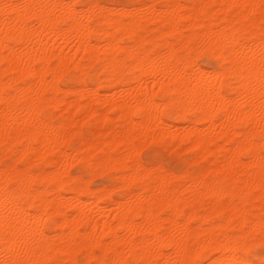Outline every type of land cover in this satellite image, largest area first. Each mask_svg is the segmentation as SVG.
I'll return each instance as SVG.
<instances>
[{
	"label": "bare ground",
	"instance_id": "1",
	"mask_svg": "<svg viewBox=\"0 0 264 264\" xmlns=\"http://www.w3.org/2000/svg\"><path fill=\"white\" fill-rule=\"evenodd\" d=\"M5 3L48 7L18 27L0 9V261L29 249L49 259L51 249L60 264L183 262L191 249L212 264L234 234L259 225L264 0ZM65 3L103 5L104 19L85 32L66 24ZM228 45L242 61L230 93L252 100L239 131L209 91ZM161 137L192 155L157 183L140 153ZM98 174L112 185L92 188ZM250 260L264 264V252Z\"/></svg>",
	"mask_w": 264,
	"mask_h": 264
},
{
	"label": "snow or ice",
	"instance_id": "2",
	"mask_svg": "<svg viewBox=\"0 0 264 264\" xmlns=\"http://www.w3.org/2000/svg\"><path fill=\"white\" fill-rule=\"evenodd\" d=\"M35 8H45L46 5H22L14 6L12 4L5 3L0 5V9L3 10V15L6 20L11 18V23L13 26H20L25 24V16L31 15V9ZM62 8L65 14L68 16L67 23L77 22L81 26L82 30L87 32L89 29H93L97 23L104 19L102 15L98 13L104 8L100 4H72L65 3L63 5L57 6ZM151 8L152 6L149 5ZM176 7H182V5H176ZM12 10L9 12V10ZM29 10L27 13L25 10ZM43 19L40 15L32 16V21L28 23L38 21ZM232 45H228L224 49V54L219 57L220 60L224 61L221 68L219 69V75L216 77V83L212 84L209 88L213 99L222 105L227 106V111L231 114L232 118L238 121L237 131L244 123L243 113L251 110L252 100L248 92L244 93V96H236L230 93V89L233 87V81L241 74L240 64L241 60L239 55L235 52H231ZM239 47V45H235ZM195 55V52L193 53ZM195 70V64H192L189 71ZM218 85V86H217ZM261 100L264 101V73H262L261 79ZM40 118H43V113L40 114ZM250 122V121H249ZM261 124L264 126V104H262V117ZM244 136L241 135L237 137V140H243ZM255 140V137H252ZM260 140V150L261 155L264 156V131L259 136ZM167 141L164 137H161L159 141L154 140L151 144L146 145L141 151V164L143 168L141 171L148 172L149 176L156 177V182L159 183L160 179L165 177L172 167V162L168 158L167 150L165 148ZM249 153H241V158H244ZM18 167L22 165H17ZM10 190L16 189V184L9 185ZM37 215H40L38 212ZM37 227V235H41L39 232V227ZM7 244V241H5ZM224 247L227 251L224 254L223 259L214 260L212 264H252L250 260V254L255 250L259 249L264 252V216L261 217V221L258 226L246 225L239 233L233 235V238L229 239ZM39 249L33 251L29 249L27 252L18 250L16 253V259L0 261V264H60V260L57 256H52V250L49 249L47 255L49 259H35L36 252ZM186 255H192L193 258L190 260H185L183 262L174 261L172 259L163 260L157 259L154 261L147 262V264H207L200 257L204 254L200 250L189 249ZM95 264H100L99 261ZM103 264H121L119 261H110L105 259ZM123 264H146V262L141 260H136L132 256L125 261Z\"/></svg>",
	"mask_w": 264,
	"mask_h": 264
},
{
	"label": "rangeland",
	"instance_id": "3",
	"mask_svg": "<svg viewBox=\"0 0 264 264\" xmlns=\"http://www.w3.org/2000/svg\"><path fill=\"white\" fill-rule=\"evenodd\" d=\"M107 1H113V2H121V3H128V0H107ZM207 57H204V56H201L199 58V62L201 64H205V65H209V66H214L215 65V61L209 59ZM152 142H148L147 144H151ZM146 144V145H147ZM146 145H144L143 147H145ZM167 148V147H165ZM143 149V148H142ZM169 149V148H167ZM142 151V150H141ZM171 151V152H170ZM178 152V153H177ZM141 154V153H140ZM167 154H168V158L169 160L172 162V167L170 169H173V170H180L182 168V166L184 167L187 160L191 157L192 153L189 152V151H180V149H169V151H167ZM6 161H10L11 158L10 157H6L5 158ZM199 165H196L194 166L195 168H197ZM80 167L77 166V165H74L71 167V172L73 174H78L80 171ZM90 176V175H89ZM88 176V177H89ZM92 176V175H91ZM94 176V175H93ZM91 178L90 180V184H91V187L92 188H100V187H103V185H107V186H111L112 184V181H110L111 179L109 178V176H106L105 175H97L96 178L95 177H89ZM93 178V180H92ZM95 178V179H94ZM100 183V184H99ZM121 191H118L117 193H120Z\"/></svg>",
	"mask_w": 264,
	"mask_h": 264
}]
</instances>
